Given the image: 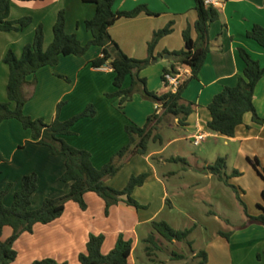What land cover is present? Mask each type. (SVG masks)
<instances>
[{
	"label": "crops",
	"instance_id": "crops-1",
	"mask_svg": "<svg viewBox=\"0 0 264 264\" xmlns=\"http://www.w3.org/2000/svg\"><path fill=\"white\" fill-rule=\"evenodd\" d=\"M215 1L214 7L220 12V19L212 24L209 30L211 51L198 78L189 83L183 94L186 102L194 103L198 107L190 116L188 126L180 127L177 119L168 120L169 123L166 125L175 134L181 132L186 134L176 135L165 141L160 149H149V155L146 157L135 156L140 157V161L148 170L145 173H148L149 177L144 186L134 191L133 198L147 208L138 210L125 202H120L112 206L109 215H106L104 200L97 194L89 192L85 195L86 210H82L77 203L69 201L64 214L59 219L48 225H35L33 233H23L15 243L18 257L11 264H33L35 261L44 259H53L59 263L80 264L79 255L86 252L91 235L105 237L102 253L107 255L114 250L121 234L126 241L132 242V253L128 264H154L146 254L147 247L144 248L143 256L139 253L140 245L146 244V240L152 234V222L158 221L168 203H171L169 187L172 184L169 181L178 177L176 172L167 174L161 172V167L168 165L167 160L170 158H182L184 148L180 145L181 142L191 139L197 133L201 131L206 133L207 139L218 135L207 129V124L211 121L208 106L224 87L237 85L238 78L245 69L239 48L245 49L264 68V48L247 36L256 25L264 27V0ZM142 5L147 6L158 16H148L143 13L133 19L123 18L117 21L109 32L113 40L129 57L145 59L148 55V44L154 33L173 22V33L163 38L155 50V57L162 54V62L153 63H160L162 76L164 68L168 67L170 62L165 59L166 53L171 54L185 49L183 31L189 26L193 27L197 20L195 3L193 0H117L114 10L132 11ZM61 10L66 11L67 32L76 34L83 43L89 42L90 34L80 28L79 24L94 18L96 14L94 5L84 4L81 0L12 1L9 19L16 21L31 17L32 23L21 32L0 31V103L8 101L9 68L3 62L5 55L9 50H13L16 56L20 57L23 48L33 41L36 29L40 25L44 26L45 31L44 46H49L53 41V26ZM192 37L196 39L194 30ZM91 49L94 52L91 59H86V55L62 57L57 66L42 68L35 75L28 77L29 84L25 92L32 93L33 96L25 108L30 109L31 103L36 99L28 114L31 117L40 118L41 115H35L37 110L32 111V109L40 108L42 104L51 101L54 121V116L57 117L58 105L64 103L59 119L65 121L86 106L84 100L80 98L82 90L85 89L90 93L97 90L96 101L94 99L92 101L97 106V115L94 118L79 121L74 126L77 135L67 136L64 139L72 147L90 152L94 166L101 169L129 144L126 127L132 124L143 127L148 117L157 112L158 105L153 102L145 103L147 109L142 115H135L132 118L126 111L118 110L117 101L106 97V94L115 91L114 84L112 85L115 73L110 67L93 68L91 61L101 56L102 49L98 47ZM180 69L183 70L185 79L191 77L190 68L180 67ZM130 85L131 78L128 77L124 88L127 86L129 88ZM163 87L159 89L158 94L169 91L164 83ZM76 100H78L77 106L72 103ZM95 102H99L100 105ZM254 105L258 116L264 118V78L256 87ZM11 107L14 108L15 105L12 104ZM164 127L165 125L160 126V130ZM228 143L236 149L238 159L251 165L256 173L249 159L252 161L258 159L261 165L259 170L264 168V159L261 161L259 153L260 149L264 150V127L254 122L252 114L245 115L243 124L237 128L234 138H228ZM176 144L179 146L175 153L165 157L170 147ZM154 156L159 158L158 165L152 161ZM136 159L128 161L115 177L107 179L106 185L117 190L126 188L133 175L142 174V171L134 173L132 168H129L138 161ZM65 170L66 158L63 155L53 156L48 147L37 144L32 139L31 132L25 130L19 121L8 120L0 125V191L12 185V190L4 199L6 206L12 205L14 194L21 188L22 178L32 173H36L39 177V189L32 198V209L40 208L46 198L65 196L69 193L71 186V183L59 181ZM207 174L208 180L214 176L210 172ZM240 177H232L230 182L234 184ZM262 179L264 180V177ZM183 187L179 189L176 186L174 192L184 190ZM262 191L264 189L260 192ZM262 208L264 206H259V213L255 216L263 214ZM210 214L216 218L219 216L216 211ZM256 226L259 228L255 229ZM249 229L258 230L263 239L257 243L251 239H248L250 241L245 239L237 244L219 236L224 251L228 247L232 264H238V260L233 257L234 253L237 257L239 256L240 262L242 260L244 264H247L243 254L248 249L252 251L250 261L257 264L256 256L264 250V247L259 251L256 250L258 243H264V227L253 225ZM12 233L11 227H5L1 240H7ZM192 255L196 257L197 252L193 251ZM176 260L178 259L175 254L169 257V262ZM259 262H264V256H261Z\"/></svg>",
	"mask_w": 264,
	"mask_h": 264
},
{
	"label": "trees",
	"instance_id": "trees-1",
	"mask_svg": "<svg viewBox=\"0 0 264 264\" xmlns=\"http://www.w3.org/2000/svg\"><path fill=\"white\" fill-rule=\"evenodd\" d=\"M13 0H0V31L21 32L32 23L31 17H25L16 21L10 20V10ZM197 20L193 27L189 26L183 31L185 49L171 53L175 57L165 67L162 74V81L165 83L167 74L176 75L178 68L188 67L191 70V77L174 93L168 91L158 94L149 91L146 86V79L140 77L151 61L155 60V49L158 43L174 31V23L170 22L164 29L154 33L152 41L148 44V57L146 59H135L129 57L113 40L110 35V28L120 19H133L141 14L148 16H158L147 6H138L132 11H115L114 5L117 0H81L84 4H92L96 8L94 18L79 24L85 32L90 34L91 40L83 43L76 34H69L66 30L67 18L66 11L58 13L57 20L53 26V41L44 50L45 31L44 26L40 25L35 32L34 39L27 44L20 57L16 56L13 50H9L3 62L9 68V80L7 84V102L0 103V125L8 120L19 121L25 130L32 134V139L39 145L50 149L53 156L63 155L66 158V170L59 178L60 182L71 183L70 191L65 196L59 198H46L42 206L32 209V198L39 189V177L36 173L25 175L21 180V188L14 194L11 206L4 203L5 197L12 190V185H8L0 191V264H11L16 261L18 252L15 243L23 233H33L37 224L48 225L59 219L65 211L69 201L77 203L82 210L87 209L85 195L89 192L97 194L106 204V215H109L110 208L125 202L127 205L136 209H146V206L138 203L134 198V191L144 186L149 174L143 173L133 175L126 188L123 190L114 189L106 185V180L115 177L124 165L134 156H148L150 144L163 146L165 140L160 134V126L165 119L172 117L178 120L180 127L188 126V120L198 107L194 103L186 102L183 94L189 83L196 80L206 64L208 55L211 51L209 30L212 24L220 19V12L214 6H207L204 0H193ZM196 33V39L192 37V31ZM248 38L256 41L264 48V27L256 25L247 34ZM102 49L101 56L91 61V66L95 69L110 67L114 73L115 92L106 94V97L119 101L120 109L132 100L136 90L142 86L143 95L147 100L158 105V110L149 116L143 127L128 125L126 133L129 136V144L123 147L113 158L101 169H97L92 161V154L86 150L72 147L65 141V137L73 136L74 126L86 118H94L97 110L89 106L81 114L68 121H60L59 113L64 103L58 105L57 117L51 123L44 119H34L25 114V107L30 96L25 92L29 84L28 77L35 75L40 69L45 67H55L59 64L62 57L76 56L84 57L91 48ZM169 54V53H168ZM239 54L245 63V69L238 78V83L234 87H224L217 94L208 106L211 121L207 124L209 132L220 136L234 138L237 128L243 124L246 114H252L255 123L264 127V118H260L254 105V94L257 85L264 78V68L260 62L243 48H239ZM167 55V53H166ZM131 78V86L124 89L125 80ZM36 82L34 83V86ZM12 104L15 105L12 108ZM157 158H152L155 161ZM170 163L183 162L182 158H170ZM250 163L260 177H264L259 170L261 167L258 159L250 160ZM227 158H218L213 165L208 167V171L217 177L221 182L232 187L229 180L232 177H239L242 174L235 170L231 177L226 175ZM264 200V191L261 193ZM244 204V202H241ZM245 206V205H244ZM245 210L247 208L245 206ZM263 214L251 216L248 213V224L264 227V208ZM153 231L170 243H180L188 241L194 229L184 231L175 230L166 221H154L151 224ZM5 227L13 229L12 235L2 241V234ZM226 239L229 234L220 233ZM105 237L103 235H91L86 246V252L79 255L80 264H128L132 253V242L126 241L121 234L118 238L116 247L109 254L102 253V246ZM148 245L145 249L150 261L154 262L153 255L160 251V246L156 242L154 232L146 240ZM190 248H192V244ZM195 258L201 259L200 264L208 261V255L202 251ZM260 259L261 256L258 255ZM177 259L183 260L184 257L177 255ZM33 264H67L59 263L53 259L35 261Z\"/></svg>",
	"mask_w": 264,
	"mask_h": 264
},
{
	"label": "rangeland",
	"instance_id": "rangeland-1",
	"mask_svg": "<svg viewBox=\"0 0 264 264\" xmlns=\"http://www.w3.org/2000/svg\"><path fill=\"white\" fill-rule=\"evenodd\" d=\"M47 47L48 46L45 45L44 50H46ZM161 55L156 56V59L151 61V64L140 73V77L146 79L147 89L156 93L160 91L159 89L164 88L160 63L153 64L156 61L162 62L163 59ZM93 56L94 52L92 49H90L85 58L91 59ZM127 87L124 89H128ZM141 87L142 86L136 90L132 100L126 102L121 109L119 107V101L116 100L118 103L117 109H120L123 112L126 111L128 116L131 118L135 117V115H142V113L147 109V105L145 103H152V101L147 100L144 97ZM96 92L97 90L93 93H90L85 89L82 90L80 92V98L84 100L86 106L80 112H75L65 121H68L71 118L81 114L89 106H93L97 110V106L92 103L93 99H96ZM27 94L30 96L29 100H31L33 96L32 93L27 92ZM34 102H36V99L31 103L30 109L26 110L25 108L26 115H29L28 112L31 111L32 106H34ZM77 102L78 100L73 101L72 103L77 106ZM95 103L100 105L99 102ZM57 110L58 108L56 109V115ZM32 111H36L35 115H41L40 118L44 119L47 123H51L53 121V105L51 101H47L45 104H42L40 108H35L34 110L32 109ZM32 118L39 119L37 117ZM168 120L173 121V118H166L164 123L161 125H165V127L159 131L165 141L176 135H183L184 133L181 132L180 134H175L173 130H170L168 127H166V125L169 123ZM74 133L75 135L73 136H76L77 132L75 130ZM192 142L193 141L191 139H187L180 144L184 148L182 155H180L182 159L187 161L186 164L183 162H169L168 165L163 166L160 169L161 172L166 174L169 172H176V176L178 177L172 178L169 181L172 184V186L169 187L171 203H168L166 210L160 216L158 222L164 220L175 230H194L188 238V241L173 244L164 240L160 235L155 233L151 226V231L154 232L156 236V242L160 246V251H157L154 254L155 256L153 259H155V261L153 263L164 264L165 262H169V257L172 254H175L183 256L184 259H178L176 261L169 262L168 264H200L201 259L195 258L192 255L193 251L189 244L191 243L193 250L196 251L197 254L202 251L207 253L208 261L205 264H232L229 256L230 253H228V247H226L225 251L223 249V244L219 238L220 233L229 234L228 240L237 244H239V241L245 239H251L256 243L263 239L260 232L255 230L259 227L256 226L253 230L249 229L253 225L248 224L246 213L251 216H255L259 213V206H264V200L262 199L260 192L261 189H264V180L253 170L251 165L243 162L240 158L238 159L236 149L233 147V145L228 143V137L220 135H217L216 137L213 136L208 138L198 147H195ZM178 146L179 145L177 144L171 146L168 152L165 154V157H169L170 155L174 154ZM149 149H160V145L157 143H151ZM259 153L260 159L263 161L264 150L260 149ZM220 157L228 159L226 169V175L228 177H231L235 170L240 171L242 174L234 184H232L230 182L231 180H229L230 185L235 186L237 191L226 185L224 182H221L215 176L208 180V167L213 165ZM133 158H137L136 160H138L134 163V165H132L134 167H129L132 168L134 173H140L142 171L141 173L143 174L145 171H148L147 168H145L144 163L140 161V157L134 156L131 159ZM156 158L157 159L154 161V163L155 165H158L157 163L159 158ZM261 173L264 176L263 171H261ZM176 186H178L179 189L180 187L184 186V190L180 192H174ZM245 194H247V196H245ZM241 202H244V204ZM153 204L156 203L153 202ZM244 205L246 206L247 211L245 210ZM213 211L218 213V218L210 214ZM148 245L150 246V244L141 243L139 253L142 256L144 248ZM231 245H233V243H231ZM263 247L264 243H258L256 250L259 251L263 249ZM260 253V256H264V250L260 251ZM243 255V259H245L247 264H254L253 261H250V257L252 255L251 250L248 249L244 251ZM233 257L238 260V264H244V261H239V256L237 257L236 253H234ZM259 260L260 259L258 256H256L257 264H264V262L261 263Z\"/></svg>",
	"mask_w": 264,
	"mask_h": 264
},
{
	"label": "built area",
	"instance_id": "built-area-1",
	"mask_svg": "<svg viewBox=\"0 0 264 264\" xmlns=\"http://www.w3.org/2000/svg\"><path fill=\"white\" fill-rule=\"evenodd\" d=\"M205 4L207 6H214L216 4L215 0H204ZM179 73L176 75H172V74H167L165 76V83L164 85L166 86V88L169 91L172 92H176L178 90V88L184 83V81L186 80L184 78V73L183 70L178 68ZM207 139V135L204 132H199L196 135H194L191 140L193 141L192 144L195 147L200 146L203 142H205Z\"/></svg>",
	"mask_w": 264,
	"mask_h": 264
},
{
	"label": "water",
	"instance_id": "water-1",
	"mask_svg": "<svg viewBox=\"0 0 264 264\" xmlns=\"http://www.w3.org/2000/svg\"><path fill=\"white\" fill-rule=\"evenodd\" d=\"M165 59L168 60V61H174L175 60V57L171 54H167L165 55Z\"/></svg>",
	"mask_w": 264,
	"mask_h": 264
}]
</instances>
